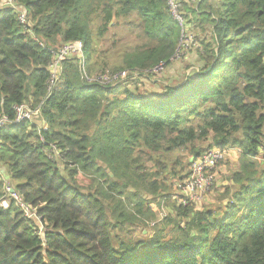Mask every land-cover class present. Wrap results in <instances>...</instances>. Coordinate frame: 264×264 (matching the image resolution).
Here are the masks:
<instances>
[{
    "label": "trees",
    "instance_id": "obj_1",
    "mask_svg": "<svg viewBox=\"0 0 264 264\" xmlns=\"http://www.w3.org/2000/svg\"><path fill=\"white\" fill-rule=\"evenodd\" d=\"M15 1L32 25L0 9V117L22 103L41 113L0 128V264H264V0L184 2L199 65L155 92L87 82L76 57L51 86L50 64L82 40L93 73L94 28L101 37L124 21L142 44L119 68L169 66L181 28L167 0ZM211 139L240 150L227 202L175 204V218L152 224V205L171 198L163 174L179 173L172 155L197 158ZM145 224L152 234L136 237Z\"/></svg>",
    "mask_w": 264,
    "mask_h": 264
},
{
    "label": "rangeland",
    "instance_id": "obj_2",
    "mask_svg": "<svg viewBox=\"0 0 264 264\" xmlns=\"http://www.w3.org/2000/svg\"><path fill=\"white\" fill-rule=\"evenodd\" d=\"M9 4L18 5L15 0H0V8L6 7ZM20 6V5H18ZM185 12V10H184ZM133 16L130 17L132 19ZM30 22V26H31ZM190 33L194 34L195 36V45H193L191 48H189L186 52H184L182 55H180L178 58L173 60V62L169 66H165L161 71L158 73H151V72H144L139 76V73L131 74V77H136V80L130 79L126 83L122 84L126 88H130V90H135L136 88L141 91H148V92H155V91H161L163 89V86L167 83H176L179 82L181 79H183L187 74L190 73L191 68L198 66L196 63L197 56H198V44H199V37L201 36L198 33L197 28H190ZM94 40H95V47L97 50V56L96 60L94 62V68L93 73L97 74L99 72L110 70L113 71L114 69H120L119 67L123 66L124 63V55L126 52L130 51L133 47H137L140 44H142V40L140 36L138 35V31L134 33L131 32L130 27L126 25L124 21H119L115 23L113 21L110 25L109 31H107L103 36H98L97 29L94 28ZM85 57H86V65L88 67L89 63L91 62V54L87 50H85ZM194 65V66H193ZM130 69V68H128ZM138 69V68H134ZM212 138V137H211ZM214 145L211 139L210 141H206L204 143L198 144V146L195 145V151L198 148H201L204 150L207 146ZM211 146V147H212ZM204 147V148H203ZM195 152H191L190 149H184L175 152L172 157L170 158V161L167 163V169L172 172L173 168H178L179 173L174 174H168L163 176L166 177V181L169 183V196L170 201L165 200L164 203L161 205L164 207L168 218H175V214L173 212L174 205L179 204L178 200H176L173 195L177 193V189L174 187V181H178L183 179L190 170V162L193 158ZM238 155L239 160V154ZM179 158L178 162H175V159ZM261 159V158H260ZM237 160V157H230L229 154L220 162L216 169V181L215 184L212 186V188L205 194L204 198L200 202V204L195 205L196 208H208V207H214L216 208L219 206L224 200V197L222 196L223 193V186H229L230 178L232 176V173L236 171V167H233L232 161ZM239 162V161H238ZM220 166H224V173H221V176L219 177L218 169ZM264 167V165H262ZM146 167L148 170H157L155 163L150 160ZM222 181H228V184L223 185ZM79 182L84 187H87L90 184V180L86 179L84 176H79ZM219 185V186H218ZM218 186V187H217ZM217 187V188H216ZM218 189V190H217ZM154 208V211L158 214L159 210H161L163 207H160L158 202L152 205ZM156 214V216H157ZM157 218V217H156ZM155 218V219H156ZM39 225L42 228V224L39 223ZM142 225V224H141ZM174 225H168L167 231L173 229ZM159 228V227H158ZM153 228L148 225L143 226H136V230L134 235L138 238H142L143 236H148L152 234ZM126 236V234H123Z\"/></svg>",
    "mask_w": 264,
    "mask_h": 264
},
{
    "label": "built area",
    "instance_id": "obj_3",
    "mask_svg": "<svg viewBox=\"0 0 264 264\" xmlns=\"http://www.w3.org/2000/svg\"><path fill=\"white\" fill-rule=\"evenodd\" d=\"M189 1L194 0H167L169 11L181 28L180 41L173 57L171 58V62L195 45L196 42L194 34L190 33L189 26L187 25V20L185 18L186 13L182 9L183 3ZM7 7L14 8L19 13V20L21 23L29 28L30 23L27 13L23 7L9 4L4 8ZM52 52L53 60L50 64V70L52 72L51 86H53L55 81H57L63 62L73 57L78 59L82 78L85 81L107 86L120 82L126 83L129 78H131V74L136 75L139 73L136 75L139 76L144 72L158 73L166 66V62H159V64H157L154 68L144 71H139L137 69L131 70L127 68L113 71L105 70L94 74L89 72L86 65L85 44L82 40H74L63 43L59 48H55ZM14 110L15 114L13 119H10L7 115L0 117V128L6 124H17L25 120L34 121L35 117L41 113L40 107L33 108L27 103L17 104L14 106ZM41 125L47 128L45 121H43ZM232 152H240V150L212 146L208 148L201 156L192 158L188 174L183 179L174 181V187L177 189V193L174 194L173 197L178 200L179 204L184 206L200 204L205 194L215 184L216 169L218 165L227 156V154ZM7 191L9 193L11 192V187L9 185L7 186ZM13 196L17 197L16 194H13ZM3 205L7 207L8 202L3 201ZM21 205L27 210L28 213V207L23 203H21ZM166 215L167 213L163 207L161 210H159L157 219L154 220L152 224L162 221Z\"/></svg>",
    "mask_w": 264,
    "mask_h": 264
},
{
    "label": "crops",
    "instance_id": "obj_4",
    "mask_svg": "<svg viewBox=\"0 0 264 264\" xmlns=\"http://www.w3.org/2000/svg\"><path fill=\"white\" fill-rule=\"evenodd\" d=\"M198 48H199V46H198ZM197 63V62H196ZM198 64V63H197ZM199 65V64H198ZM193 68H198V66H195V67H192L191 68V70L193 69ZM232 151V150H231ZM229 155H230V157H237V160H233L232 161V166L233 167H236V168H238V155H237V153L236 152H232V153H229ZM219 171H218V174H219V177L221 176V173H224L225 171H224V166H220L219 167V169H218ZM222 183H223V185H226V184H228V181H222ZM219 186V185H218ZM217 186V187H218ZM216 187V188H217ZM218 190V189H217ZM224 203H225V201H224Z\"/></svg>",
    "mask_w": 264,
    "mask_h": 264
},
{
    "label": "water",
    "instance_id": "obj_5",
    "mask_svg": "<svg viewBox=\"0 0 264 264\" xmlns=\"http://www.w3.org/2000/svg\"><path fill=\"white\" fill-rule=\"evenodd\" d=\"M11 192H12V193H14V192H15V190H14L13 188H11ZM225 202H227V200H225Z\"/></svg>",
    "mask_w": 264,
    "mask_h": 264
}]
</instances>
